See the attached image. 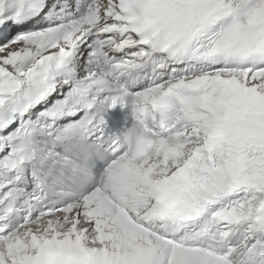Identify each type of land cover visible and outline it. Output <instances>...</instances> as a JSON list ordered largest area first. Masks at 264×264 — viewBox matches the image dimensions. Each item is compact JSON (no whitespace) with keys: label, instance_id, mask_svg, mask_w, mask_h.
Segmentation results:
<instances>
[{"label":"snow or ice","instance_id":"obj_1","mask_svg":"<svg viewBox=\"0 0 264 264\" xmlns=\"http://www.w3.org/2000/svg\"><path fill=\"white\" fill-rule=\"evenodd\" d=\"M0 264H264V0H0Z\"/></svg>","mask_w":264,"mask_h":264}]
</instances>
